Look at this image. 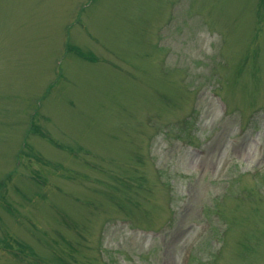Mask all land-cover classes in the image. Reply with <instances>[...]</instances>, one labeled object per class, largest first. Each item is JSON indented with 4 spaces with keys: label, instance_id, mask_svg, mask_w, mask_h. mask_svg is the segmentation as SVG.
Masks as SVG:
<instances>
[{
    "label": "rangeland",
    "instance_id": "374dc122",
    "mask_svg": "<svg viewBox=\"0 0 264 264\" xmlns=\"http://www.w3.org/2000/svg\"><path fill=\"white\" fill-rule=\"evenodd\" d=\"M262 0H0V264H264Z\"/></svg>",
    "mask_w": 264,
    "mask_h": 264
},
{
    "label": "trees",
    "instance_id": "16d2710c",
    "mask_svg": "<svg viewBox=\"0 0 264 264\" xmlns=\"http://www.w3.org/2000/svg\"><path fill=\"white\" fill-rule=\"evenodd\" d=\"M261 3H264V0H262V2Z\"/></svg>",
    "mask_w": 264,
    "mask_h": 264
}]
</instances>
